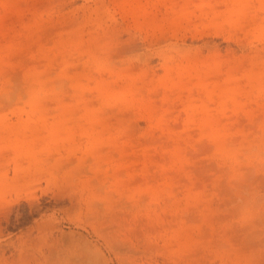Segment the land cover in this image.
Listing matches in <instances>:
<instances>
[{
  "label": "rangeland",
  "instance_id": "rangeland-1",
  "mask_svg": "<svg viewBox=\"0 0 264 264\" xmlns=\"http://www.w3.org/2000/svg\"><path fill=\"white\" fill-rule=\"evenodd\" d=\"M0 264H264V0H0Z\"/></svg>",
  "mask_w": 264,
  "mask_h": 264
}]
</instances>
